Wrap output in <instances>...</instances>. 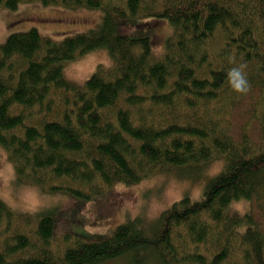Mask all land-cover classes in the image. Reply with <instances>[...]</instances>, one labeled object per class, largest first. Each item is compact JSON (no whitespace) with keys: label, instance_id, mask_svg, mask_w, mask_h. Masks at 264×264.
I'll list each match as a JSON object with an SVG mask.
<instances>
[{"label":"trees","instance_id":"16d2710c","mask_svg":"<svg viewBox=\"0 0 264 264\" xmlns=\"http://www.w3.org/2000/svg\"><path fill=\"white\" fill-rule=\"evenodd\" d=\"M33 3L102 17L60 40L30 28L0 45V147L17 184L85 202L161 173L221 168L150 227L137 216L105 236L62 230L58 204L23 212L0 199V264H264V0H0V10ZM142 19L167 21L162 55L148 37L119 34ZM98 48L110 67L81 85L64 77L66 61ZM241 66L245 93L230 83Z\"/></svg>","mask_w":264,"mask_h":264},{"label":"rangeland","instance_id":"374dc122","mask_svg":"<svg viewBox=\"0 0 264 264\" xmlns=\"http://www.w3.org/2000/svg\"><path fill=\"white\" fill-rule=\"evenodd\" d=\"M101 17L100 10L96 8L68 9L61 6H43L40 3L19 5L15 10L4 8L0 10V45L8 34L30 28H35L42 36L60 40L65 36L97 28ZM155 21L161 23L153 26L152 22ZM118 32L125 38L148 37L151 51L157 57L163 54L165 38L171 29L166 20L142 19L123 21L118 26ZM111 64L107 50L98 48L79 59L66 61L63 74L68 81L81 85L98 65L108 68ZM220 168V161L213 162L209 169L196 175L180 177L173 171L161 173L134 185H116L103 196L90 201H64L60 196H48L28 185L17 184L13 168L5 151L0 147V199L11 208L23 212H33L48 204H58L57 219L62 230L85 237L105 236L119 223L137 216L142 217L144 224L150 227L156 216L174 201L185 195L196 198L209 177ZM102 200H108V204H97ZM97 205L102 206L100 209L103 210L100 211ZM234 207L240 213L247 210L244 202L235 204ZM104 210L106 211L103 212ZM140 258L139 264H153L149 260L146 263V257L142 255ZM118 263L119 260L116 259L98 264ZM120 264L130 263L124 259L122 262L120 260Z\"/></svg>","mask_w":264,"mask_h":264},{"label":"clouds","instance_id":"9594fccd","mask_svg":"<svg viewBox=\"0 0 264 264\" xmlns=\"http://www.w3.org/2000/svg\"><path fill=\"white\" fill-rule=\"evenodd\" d=\"M243 66L240 68H234L230 72V83L233 89L239 93H245L248 90L249 84L247 78L243 71L241 70Z\"/></svg>","mask_w":264,"mask_h":264}]
</instances>
